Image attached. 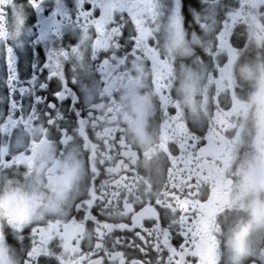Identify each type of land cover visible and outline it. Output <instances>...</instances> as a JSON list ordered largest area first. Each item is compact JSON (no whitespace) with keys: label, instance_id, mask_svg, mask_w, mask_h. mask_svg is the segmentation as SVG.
<instances>
[{"label":"flooded vegetation","instance_id":"1","mask_svg":"<svg viewBox=\"0 0 264 264\" xmlns=\"http://www.w3.org/2000/svg\"><path fill=\"white\" fill-rule=\"evenodd\" d=\"M84 2L93 3L96 9V15L88 20L77 19L81 0H37L36 8L28 0L0 5L6 13L0 14V115L13 100L36 111L23 116L18 126L0 128V148L6 149V154L17 148L44 149L49 168L61 158H75L81 166L87 161L83 178L74 184L73 177L60 199L49 184L61 171L53 172L51 181L47 169L42 178L38 171L26 182L25 172L14 168L9 174L6 166L0 167V190L5 181L15 180L21 192L31 194L37 189L41 193L35 213L28 219L12 202L4 206L0 245L4 244L6 225L17 229L23 225L37 229L33 254L46 264H194L193 257L195 264H264V208L256 217L249 211L255 202L264 205V191L241 194L235 187L236 172L252 154L247 134L238 137L231 126L238 119L236 115L222 133L227 141L235 142L227 161L229 174L224 176L233 181L228 197L231 203L218 206L216 212L225 232L242 222L244 243L230 247L210 231H204L202 237L194 235L192 229L204 206L200 201H209L215 184L206 172L199 187H190V176L198 172L189 170L194 155L209 159L214 155L215 137H209L212 117L217 115V97L232 104L235 93L237 100H243L264 79L259 71L264 67V39H257L264 36V0H216L213 21L222 24L216 18L225 9L239 13L236 27L242 28L245 40L226 75L229 83L219 93L216 85L204 78L190 97L186 94L190 75H202L209 63L205 45L211 41L202 43L203 51L197 48V55L187 47H181L179 55L160 48L168 60L164 67L174 79L166 98L155 89L161 72L153 64L156 52L152 47L133 55L122 51L115 41L107 44L111 39L107 21L116 10L115 0ZM161 3L167 8L169 0ZM171 3L178 5L179 0ZM210 24L209 30H203L206 35H212L215 27V23ZM150 44L156 45L155 39L150 38ZM53 50L60 55L58 62L53 61L59 80L48 74V56ZM10 51L11 69L6 60ZM227 57L225 52L213 60L228 63ZM62 84L68 98L57 100L53 93L61 91ZM122 89L143 98L138 109L142 118L128 120L120 110L117 101ZM49 102L55 104V114L41 119L40 113L47 110ZM165 102L173 110L169 115L165 114ZM76 103L83 105L84 116L79 115L81 108L73 106ZM177 107L179 118L173 121ZM68 115L75 116L71 124ZM201 140L204 144L197 147ZM224 166L221 160L220 167ZM184 233L186 246L175 247L172 241Z\"/></svg>","mask_w":264,"mask_h":264},{"label":"snow or ice","instance_id":"2","mask_svg":"<svg viewBox=\"0 0 264 264\" xmlns=\"http://www.w3.org/2000/svg\"><path fill=\"white\" fill-rule=\"evenodd\" d=\"M28 3L33 7H38L37 0H28ZM230 3V0H226ZM12 0H0V5L9 6ZM115 11L107 21V27L110 32L107 33L111 37L107 44L115 41L121 46V50L125 53L131 52L133 55L140 53L142 48L152 47L156 52V57L153 64L160 68L161 75L159 80L155 82V89L162 97H168L171 88L174 85L173 73L167 71L164 67L168 63L166 55L159 51L160 46L150 44V38L155 39L158 34L163 35L165 39V52H171L178 47H184L186 30L201 29L209 30L212 26L210 21L215 23L212 27V41L205 45L207 51V59L209 61L207 67L203 69L202 75L189 77V83L186 85V94L190 97L194 91L197 82L202 83L204 78H207L209 84H215L218 93L225 87L229 81L226 80V75L234 60L238 59L240 49L243 48L245 40L242 35V28L236 27L238 20L241 18L239 13H233L225 9L224 13L220 14L216 19L222 20L223 23L213 21V16L216 10V0H205L201 3L200 0H179L178 5L171 3L169 0L168 7H162L161 0H115ZM189 9L192 11L190 12ZM192 12L196 15L193 17ZM205 15L202 17L201 13ZM0 14L6 16L4 8H0ZM96 15V9L91 2L81 0L77 19L81 17L88 20ZM191 25V27H190ZM59 28V25L56 26ZM56 32L53 33L55 35ZM257 39H264V36H257ZM195 40V37H194ZM70 44L74 45L69 41ZM227 52L228 63L214 62L213 57L217 54ZM203 55V54H202ZM60 55L55 50L51 51L48 56L47 69L49 77L57 78L58 73L53 66V61H59ZM8 68L11 69L13 61V51L6 55ZM264 73V67L259 69ZM242 72L247 75L251 73L247 69H242ZM11 82V80H10ZM231 87L235 88V84L231 83ZM66 87L62 84L61 91L53 93L57 100H65L68 98L65 95ZM74 107L81 108L79 115L84 116L83 105L78 103ZM165 114L169 115L173 112L168 107L167 102L163 105ZM55 104L49 102L48 108L40 113L41 119H47L53 116ZM32 111L33 115L36 111L27 110L22 104H17L15 100L11 101L8 109L3 115H0V128L7 130L9 124L20 125L23 116L28 115ZM232 115H236L238 119L235 123H231ZM179 118V110L172 116L173 121ZM75 119V116L68 115V124ZM213 123L210 129L211 136L215 137L216 149L211 159L207 155L203 157L193 156L194 164L189 165L190 172H198L196 176H190V187H199V181L206 172L211 173V180L214 181L215 187L209 201H200L204 205L199 209V219L192 229L194 235L203 236L204 231H210L213 235L222 237L226 240L229 246L242 244L240 232L242 222L231 226L227 232L218 223V213L216 208L223 207L224 203H231L228 200L232 189L233 181L225 180L224 176L228 175L227 161L230 159L235 142L227 141L223 136V131L226 124L231 123L234 130H237V136H248L251 143L252 154L248 161L241 166L236 172L235 187L243 194L246 191H264V79H260L257 87L250 95L243 99L237 100L233 93L232 104L224 103L217 97V115L212 117ZM27 129V123L24 124ZM15 134V129H13ZM53 136L59 138V133L53 131ZM204 140L200 141V145L204 144ZM20 143L19 137L17 144ZM7 150L0 148V158L2 163L0 167H7L9 174L12 169H19L25 172L26 182L32 181L34 175L40 171L41 178L43 170L47 169L51 181V174L57 169H61V175L55 181H51L49 188L57 199L63 197L64 192L70 186L71 180L75 175L77 163L69 167L67 159L63 162L57 161L51 168L45 160L46 150L37 147H31L27 150L20 151L19 148L11 154H6ZM186 155V153H185ZM221 160L225 166L220 167ZM27 170V171H25ZM10 183H16L15 180ZM41 200V193L37 189H33L31 194H25L19 188L10 191L7 195L0 197V219H3L5 205L12 202L16 209L21 208L25 213V219L32 217L35 213L38 202ZM264 205L255 202L249 207L252 217H256ZM80 212H78V215ZM195 215V210H194ZM191 223V219L189 220ZM4 244L0 245V264H14V261L8 255L6 245H11L19 254V264H46L39 261V257L33 254V248L36 246L37 229L24 227L15 228L12 225H6L3 230ZM19 236V241L16 237ZM187 233L177 234V237L172 241L175 247L186 246ZM23 249V251H21ZM194 264L196 257H193ZM219 264V262H217Z\"/></svg>","mask_w":264,"mask_h":264},{"label":"clouds","instance_id":"3","mask_svg":"<svg viewBox=\"0 0 264 264\" xmlns=\"http://www.w3.org/2000/svg\"><path fill=\"white\" fill-rule=\"evenodd\" d=\"M202 3V0H200ZM191 27V26H190ZM195 37V40H194ZM156 43L159 44L161 49H164L165 46V39L163 35L158 34L155 38ZM205 41H212V35L211 34H205L203 30L201 29H192V30H186L185 35V45L184 47L190 48L194 55H197L196 50L197 48H201V44ZM180 48H175L172 51L174 54L179 55ZM201 51L203 49L201 48ZM120 99L117 101V104L119 105L120 110L126 114V117L128 120L136 121L140 118H142V113L138 111L143 98L135 95L134 93L129 92L126 89H122L119 93ZM63 158H61V162H63ZM69 167H71L74 163L78 164V167L76 168L75 175L73 176V183H78L79 179L83 178V171L87 167V161L84 162L83 166L80 165L79 161L75 158H69L67 159ZM61 169H57V174ZM16 185L15 183H10V181H5V188L3 190H0V197H3L7 195L10 191L15 190ZM18 212H23V209L18 208ZM8 248V255L9 257L14 261V264H19L20 257L19 254L16 252V250L11 245H6ZM98 264V262H97Z\"/></svg>","mask_w":264,"mask_h":264}]
</instances>
